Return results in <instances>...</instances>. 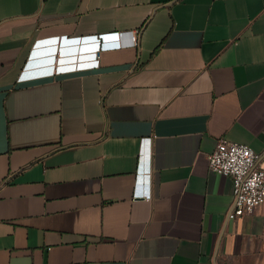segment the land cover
<instances>
[{
	"label": "crops",
	"instance_id": "crops-1",
	"mask_svg": "<svg viewBox=\"0 0 264 264\" xmlns=\"http://www.w3.org/2000/svg\"><path fill=\"white\" fill-rule=\"evenodd\" d=\"M221 138L264 167V0H0V264H264Z\"/></svg>",
	"mask_w": 264,
	"mask_h": 264
},
{
	"label": "built area",
	"instance_id": "built-area-1",
	"mask_svg": "<svg viewBox=\"0 0 264 264\" xmlns=\"http://www.w3.org/2000/svg\"><path fill=\"white\" fill-rule=\"evenodd\" d=\"M126 35L128 41L122 42L121 37ZM59 42V38H57ZM43 43H50L45 41ZM81 52L99 53L101 49H116L125 46H136L139 43V32H115L77 39ZM74 49V48H73ZM72 50V49H71ZM75 50V49H74ZM62 53V52H61ZM55 59V56L53 57ZM48 67L25 69L22 80H30L54 73L55 60ZM261 154L251 146L221 138L214 151L209 156L210 170L222 176L231 177L234 185V204L230 218H238L253 214L258 209L264 214V167L259 164Z\"/></svg>",
	"mask_w": 264,
	"mask_h": 264
},
{
	"label": "water",
	"instance_id": "water-1",
	"mask_svg": "<svg viewBox=\"0 0 264 264\" xmlns=\"http://www.w3.org/2000/svg\"><path fill=\"white\" fill-rule=\"evenodd\" d=\"M57 40L58 39H56V38H54V39H51V40H49L51 43H56L57 42ZM59 41H60V45H61V43L62 44H65V43H69V42H75V43H77V39H75V40H67V39H65V38H59ZM54 49V47H51V49L50 50H53Z\"/></svg>",
	"mask_w": 264,
	"mask_h": 264
}]
</instances>
